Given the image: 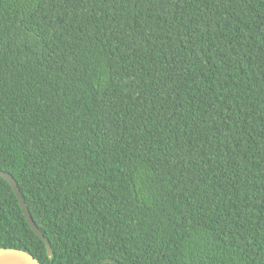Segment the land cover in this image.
Listing matches in <instances>:
<instances>
[{
  "label": "trees",
  "instance_id": "trees-1",
  "mask_svg": "<svg viewBox=\"0 0 264 264\" xmlns=\"http://www.w3.org/2000/svg\"><path fill=\"white\" fill-rule=\"evenodd\" d=\"M0 170L42 264H264V0H0Z\"/></svg>",
  "mask_w": 264,
  "mask_h": 264
},
{
  "label": "water",
  "instance_id": "water-1",
  "mask_svg": "<svg viewBox=\"0 0 264 264\" xmlns=\"http://www.w3.org/2000/svg\"><path fill=\"white\" fill-rule=\"evenodd\" d=\"M0 176L5 180H7L12 185L30 226L40 236V238L45 241L48 256L52 257L53 256L52 246L48 241V239L46 238V236L44 235V233L39 229V227L34 222V219L28 209L24 197L18 187V183L16 179L10 173L1 170H0ZM106 262H110V260H107ZM0 264H42V263L28 251L18 248L3 247L0 248Z\"/></svg>",
  "mask_w": 264,
  "mask_h": 264
}]
</instances>
